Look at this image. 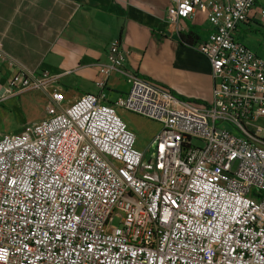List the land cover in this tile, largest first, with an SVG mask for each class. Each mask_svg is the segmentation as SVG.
Masks as SVG:
<instances>
[{"label": "built area", "instance_id": "1", "mask_svg": "<svg viewBox=\"0 0 264 264\" xmlns=\"http://www.w3.org/2000/svg\"><path fill=\"white\" fill-rule=\"evenodd\" d=\"M255 1L167 0L168 23L199 10L212 26L194 45L212 77L204 105L124 68L116 38L97 93L66 105L57 75H10L0 101L20 90L48 101L0 134V264H264V60L232 37ZM111 73L127 89L108 102ZM116 107L159 123L144 150Z\"/></svg>", "mask_w": 264, "mask_h": 264}, {"label": "crops", "instance_id": "2", "mask_svg": "<svg viewBox=\"0 0 264 264\" xmlns=\"http://www.w3.org/2000/svg\"><path fill=\"white\" fill-rule=\"evenodd\" d=\"M263 2L255 1L246 21L235 24L232 37L264 60V17L258 13ZM167 4V0H0V91L16 71L35 75L46 70L57 75L63 105L82 93H97L93 80L106 61L109 41L116 38L127 51L124 68L181 100L206 104L211 98L210 67L194 45L212 26L199 10L168 23ZM126 89L123 78L111 73L102 93L112 102ZM33 92L20 90L5 99L21 110ZM38 92L44 99L41 118L48 97Z\"/></svg>", "mask_w": 264, "mask_h": 264}, {"label": "rangeland", "instance_id": "3", "mask_svg": "<svg viewBox=\"0 0 264 264\" xmlns=\"http://www.w3.org/2000/svg\"><path fill=\"white\" fill-rule=\"evenodd\" d=\"M33 94L31 100L21 110L8 105L10 102L5 98L0 101V134L18 132L23 123L40 118L41 109L44 107V99L38 90H34ZM115 113L133 132L134 147L138 150H144L159 130V123L145 116L118 107L115 108ZM256 123L264 125V119L259 118L256 120ZM221 125H225L231 129L230 125L226 122H223ZM115 224L116 218L111 222V225Z\"/></svg>", "mask_w": 264, "mask_h": 264}]
</instances>
